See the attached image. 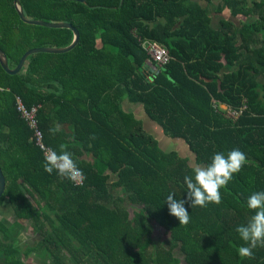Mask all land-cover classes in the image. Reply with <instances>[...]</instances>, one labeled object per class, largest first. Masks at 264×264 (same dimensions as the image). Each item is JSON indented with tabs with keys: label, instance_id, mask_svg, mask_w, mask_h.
I'll return each instance as SVG.
<instances>
[{
	"label": "trees",
	"instance_id": "16d2710c",
	"mask_svg": "<svg viewBox=\"0 0 264 264\" xmlns=\"http://www.w3.org/2000/svg\"><path fill=\"white\" fill-rule=\"evenodd\" d=\"M20 3L27 19L72 24L80 40L66 53L30 56L17 75L0 61V212L8 205L13 214L9 223L0 217V264H264V248L253 259L238 255L246 245L235 231L255 214L249 196L264 191V0H219L218 12L240 18L219 26L215 0ZM74 38L71 29L24 22L14 0H0V48L11 68L32 49L65 48ZM145 38L166 46L171 60L154 61ZM19 98L38 107L48 147L68 145L82 185L44 171L45 152ZM126 101L144 104L199 164L234 148L247 154L221 189L222 203L186 205L187 225L169 214L166 197L186 198L193 165L127 112ZM54 124L61 131L52 135ZM155 223L170 248L153 239ZM25 234L38 240L27 243Z\"/></svg>",
	"mask_w": 264,
	"mask_h": 264
},
{
	"label": "clouds",
	"instance_id": "9594fccd",
	"mask_svg": "<svg viewBox=\"0 0 264 264\" xmlns=\"http://www.w3.org/2000/svg\"><path fill=\"white\" fill-rule=\"evenodd\" d=\"M61 131L59 124L49 128L52 135ZM95 139V136L91 137ZM248 163L247 154L240 148L230 150L227 155L216 152L211 163L207 165L194 164L193 175H185L184 183L187 186L186 198L176 199L171 192L166 197L169 214L178 219L180 225H187L191 216L188 207H207L209 203H222L221 189L226 187L241 172ZM44 171L52 174L54 171L74 183H82L85 179L83 170L74 159L73 152L68 150V145L60 144L59 151L49 148L45 153ZM247 207L254 211L247 224L236 227L235 231L245 242L246 246L238 248L241 258L253 259L254 250L264 248V191L254 192L247 199Z\"/></svg>",
	"mask_w": 264,
	"mask_h": 264
},
{
	"label": "water",
	"instance_id": "95a60500",
	"mask_svg": "<svg viewBox=\"0 0 264 264\" xmlns=\"http://www.w3.org/2000/svg\"><path fill=\"white\" fill-rule=\"evenodd\" d=\"M14 1H15V6H16V9L18 11V14L24 22H26L28 24L39 25V26L48 27V28L71 29L74 32L75 38H74L73 43L71 45H69L68 47H65V48H35V49L28 51L23 56L19 66L15 69L10 67L9 60H8L6 53L0 48V61L3 65L4 69L8 73H10L12 75L19 74L23 70L24 66L26 65V62L29 59V57L34 55V54H37V53L62 54V53H66V52L71 51L72 49H74L78 45L79 40H80V32L72 24H69V23H48V22L39 21V20H29L26 18L25 14L23 12L20 0H14ZM73 1H78V2H81L83 4H85L87 2V0H73ZM5 189H6V179H5V176L2 172V169L0 167V198L4 194Z\"/></svg>",
	"mask_w": 264,
	"mask_h": 264
},
{
	"label": "rangeland",
	"instance_id": "374dc122",
	"mask_svg": "<svg viewBox=\"0 0 264 264\" xmlns=\"http://www.w3.org/2000/svg\"><path fill=\"white\" fill-rule=\"evenodd\" d=\"M219 0H215V4L211 6L212 9V16L214 18V23L216 26H219L220 21L222 19H231L236 22L240 21V18H234L230 11L226 10L225 12H218L217 7H218ZM206 5V3H204ZM242 19V18H241ZM244 20V19H243ZM161 135V134H160ZM162 144L167 148V150H173V151H178L180 152L183 156H186L190 158L191 165L197 164L196 162V157L194 153L191 151L189 145L183 140V139H175V138H162ZM12 219V216L9 218L7 215L3 218V220L7 223H9ZM24 241L30 244H34L38 238L36 237H29L28 235H23ZM154 240L157 241H162L165 243V245L170 248V236L167 235L166 231L161 228L158 224L155 223V233L153 236ZM27 264H38L36 261H33L32 259L27 260ZM181 264H186L185 260L182 258V263Z\"/></svg>",
	"mask_w": 264,
	"mask_h": 264
},
{
	"label": "built area",
	"instance_id": "2783aa9c",
	"mask_svg": "<svg viewBox=\"0 0 264 264\" xmlns=\"http://www.w3.org/2000/svg\"><path fill=\"white\" fill-rule=\"evenodd\" d=\"M141 44L143 48L150 54V56L153 58L154 61H156L159 65H165L167 64L172 56L169 53V50L166 46H164L162 43H160L157 40L152 39H142ZM19 100V111L21 112L22 116L27 120L31 128H33L36 131V139L38 142V145L42 148V150L46 153V151L50 148L48 147L44 142V133L39 128L38 125V107L28 108L26 104L23 102L21 98ZM228 114L231 117H237V113L231 109H228ZM84 183V180L82 183H76L77 185H82Z\"/></svg>",
	"mask_w": 264,
	"mask_h": 264
},
{
	"label": "crops",
	"instance_id": "0c3cea01",
	"mask_svg": "<svg viewBox=\"0 0 264 264\" xmlns=\"http://www.w3.org/2000/svg\"><path fill=\"white\" fill-rule=\"evenodd\" d=\"M220 107L223 110H227V106L224 104H221ZM124 109L127 112H132L136 115L138 119H142L145 123L146 128L158 139L162 141V138L168 137L169 136L165 133L163 126L158 123L156 120L152 119L150 115L147 113L146 108L144 104L141 103H131L130 101H126L124 104ZM161 134V135H160ZM172 138V137H170ZM179 140V139H177ZM5 215H7L9 218L13 215L11 208L6 205L0 212V217L4 218Z\"/></svg>",
	"mask_w": 264,
	"mask_h": 264
}]
</instances>
